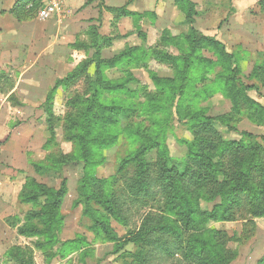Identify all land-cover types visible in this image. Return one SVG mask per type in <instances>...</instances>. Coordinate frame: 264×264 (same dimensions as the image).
Instances as JSON below:
<instances>
[{"label": "rangeland", "instance_id": "1", "mask_svg": "<svg viewBox=\"0 0 264 264\" xmlns=\"http://www.w3.org/2000/svg\"><path fill=\"white\" fill-rule=\"evenodd\" d=\"M191 1L193 24L187 0H78L82 9L92 12L80 24H72L73 31L81 29L77 35L66 31L55 41L54 28L49 25L53 18L43 21L37 17L22 31L18 43L0 48L5 55L9 50L21 54L30 47L33 54L29 61H13L7 54L6 62L0 65V149L12 140L0 154V167L17 166L15 170H19L15 185H4L16 178L10 170L3 174L0 184V216L10 227L11 238L9 244L0 246V264H21L9 257L10 249H21L23 260L33 264H135L133 257L121 254L136 253L139 247L130 243L120 249L130 228L105 213L95 201L87 205L80 189L84 172L82 162L76 159L81 148L77 135L86 101L97 91L98 77L113 86L124 83L114 91L100 89L102 101L124 109L117 121L97 125V133L118 135L114 145L94 156L97 164L93 170L99 178L114 175L121 160L139 145L137 133L151 131L153 135L154 128L164 137L170 155L185 159L187 142L194 138L185 116L192 113L201 111L217 118L214 126L225 140L248 141L245 133L264 136V0ZM122 6L131 15L118 17L109 10ZM1 21L10 27L5 38L12 42L17 38L13 36L16 25L7 19ZM193 27L198 31L197 39L201 34L215 36L231 56L226 57L210 43L199 44L184 83L180 78L182 60L174 58L189 51ZM57 80L62 84L46 102ZM240 81L256 89H245ZM156 157L151 153L150 158ZM51 162L57 167L53 172L45 168ZM37 167L44 170L38 172ZM125 171L127 180L133 167L128 165ZM32 179L56 189L63 183L67 186L61 208L54 212L62 218L54 230L56 243H48L51 233L40 232L47 227L43 225L47 198L33 192L26 195L32 201L23 202L19 197L24 184ZM124 182L119 180L115 187H123ZM201 205L212 208L203 201ZM138 211L131 217L132 229L140 225L141 214L147 209ZM31 214L32 219H28ZM102 214L108 218L116 240L109 239L108 228L96 226ZM253 225L254 235L240 241L244 231L252 230L245 220L208 224L227 234L223 242L236 254L229 264H258L264 255V217L256 218ZM20 228L29 235L19 233ZM70 241H77L78 248L68 247ZM177 259L154 254L147 264H180ZM185 262L182 264H194Z\"/></svg>", "mask_w": 264, "mask_h": 264}, {"label": "trees", "instance_id": "2", "mask_svg": "<svg viewBox=\"0 0 264 264\" xmlns=\"http://www.w3.org/2000/svg\"><path fill=\"white\" fill-rule=\"evenodd\" d=\"M187 3L190 7V23L193 24L194 3L191 0H187ZM42 5L43 0H16L9 12L17 21L27 22L38 17ZM109 10L118 17L131 15L125 6L109 7ZM197 33L193 27L189 34V51L180 58H174L182 60L180 78L184 83L199 44L201 46L210 43L218 47V50L221 49L226 57L231 56L226 53L225 46L215 36L201 34V38L197 39ZM99 54L97 53V56ZM116 60L109 64L115 63ZM158 80L162 82V79ZM61 84V80L56 81L47 95L46 102L51 100L54 90ZM95 85L98 86L97 91L86 101L79 123L80 132L77 135L81 141V148L76 159L82 162L84 172L80 189L83 198L88 200L87 205L90 201H95L105 213L130 228L128 237L120 249L132 243L137 245L139 250L136 253L125 251L121 256L133 257L135 264L153 261L154 254L157 257L178 258L180 264L186 263L185 261L194 264H229L236 254L223 242L227 234L209 228L208 224L245 220L251 224L252 230L247 231L248 233L244 231L246 236L240 237L242 239L237 241L248 240L254 235L253 222L256 218L264 217V136L258 138L251 133H245L248 141L225 140L214 126L217 118L207 116L201 111L192 113L185 116L194 130V138L187 142L188 154L185 159L173 158L164 137H160L159 131L154 128L153 135L151 131L145 135L137 133L136 142L139 145L121 160L114 175L99 178L93 170L97 164L94 156L99 150L114 145L118 135L97 133V125L117 121L118 114L124 109L121 105L102 101L100 89L114 91L123 88L124 83H116L113 86L112 83L98 77ZM240 85L245 89H256L254 86H245L242 81ZM179 88L183 93L184 85ZM177 113L181 114L179 108ZM229 128L232 129L231 126ZM51 133L55 135L53 129ZM153 152L157 155L155 159L150 158ZM51 163H53L51 166L45 168L53 172L57 167L54 166L55 162ZM128 165L133 167V173L132 177L126 180L128 173L125 170ZM36 170L42 172L44 169L37 167ZM123 179L125 180L123 187L116 188L115 184L119 180L123 182ZM28 192H33L37 197L42 195L47 198L44 211L46 209L48 211L45 212L46 219H43L45 222L43 225L47 227L40 232L46 235L51 233L52 239H49L48 243H56L57 236L54 230L60 227L62 218L60 214L54 212L61 208L67 194L66 184L63 183L56 189L32 179L22 187L19 197L23 202L32 201L30 196V199L26 197ZM202 201L212 204V208H203ZM142 209L147 211L141 214L140 225L132 229L131 217L133 213L136 214ZM33 215L31 214V217L29 215L28 219H32ZM107 219L103 214L98 216L96 226L108 228L109 239L116 240ZM192 230L197 233H186ZM26 232L19 229V233L29 235ZM70 243L71 241L67 242L68 247L78 248L77 241ZM21 251L18 249L15 252L10 249L7 254L17 262L20 260L21 264H33L23 260ZM258 264H264V255Z\"/></svg>", "mask_w": 264, "mask_h": 264}, {"label": "crops", "instance_id": "3", "mask_svg": "<svg viewBox=\"0 0 264 264\" xmlns=\"http://www.w3.org/2000/svg\"><path fill=\"white\" fill-rule=\"evenodd\" d=\"M15 2H16V0H0V18H1V20L7 19L9 22H11V24L16 25V33H14L13 36L17 37V38H13L12 42L10 41V39L6 40V38H5L7 36L6 32L8 30H10V27L7 24H5L4 21L0 20V48L2 46H6V47L9 46V48H11V46H13L15 44V42L18 43L19 37H20L21 33H23L22 31L27 30L33 24V22H30V21L19 22L9 12L10 9L13 7ZM79 4L80 3H78V0H67V3H66L67 9H68L67 14H65L61 17L53 18L52 21L49 22V25L51 24V26H53L54 31H55L52 35V37L55 39V41L59 40L60 37H63V34L66 31H72V32H74L75 35H77L78 32H80L81 29H79L78 31H73L74 28H72L73 27L72 24H75V23L80 24L79 21H82V20L88 18L89 11L90 12H92V11H91V9L88 10L89 8L82 9V5L80 6ZM97 5H98V3L96 2L94 6H97ZM76 6H79V7L76 8ZM7 54H8V56L11 57V60H13V61H19L21 59L23 61H29L33 58V54L31 53L30 47L27 48L26 51L21 53L22 56L20 53H17V54L11 53L10 50L7 53H5V55H4V52L0 49V65L2 64V62H6ZM10 57H9V60H10ZM11 142H12V140L10 139L8 141V143H5L6 146H4L3 148L1 147V153L4 151L5 147L9 146V143H11ZM16 168H18V167L17 166L0 167V176H1L0 177V184H2L1 180L3 179L2 178L3 174H5V173L7 174V172H9V170H10L11 173H14L16 178L14 179V182L5 181L4 185L5 186H7V184L9 186L15 185V183L18 179L17 176L19 174V170H15ZM1 213L2 212L0 211V215H1ZM9 230H10L9 225L5 222L3 217L0 216V246L4 245V244H9L8 242H10V240H11L10 233H8ZM0 251H1V248H0ZM1 254H2V251H1ZM0 257H1V255H0Z\"/></svg>", "mask_w": 264, "mask_h": 264}, {"label": "built area", "instance_id": "4", "mask_svg": "<svg viewBox=\"0 0 264 264\" xmlns=\"http://www.w3.org/2000/svg\"><path fill=\"white\" fill-rule=\"evenodd\" d=\"M67 0H43V5L38 12V18L46 21L61 17L67 10Z\"/></svg>", "mask_w": 264, "mask_h": 264}]
</instances>
